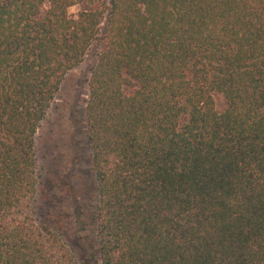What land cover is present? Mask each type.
Listing matches in <instances>:
<instances>
[{
  "label": "trees",
  "instance_id": "obj_1",
  "mask_svg": "<svg viewBox=\"0 0 264 264\" xmlns=\"http://www.w3.org/2000/svg\"><path fill=\"white\" fill-rule=\"evenodd\" d=\"M93 46L99 264H264V0H0V264H80L36 218L35 144Z\"/></svg>",
  "mask_w": 264,
  "mask_h": 264
},
{
  "label": "rangeland",
  "instance_id": "obj_2",
  "mask_svg": "<svg viewBox=\"0 0 264 264\" xmlns=\"http://www.w3.org/2000/svg\"><path fill=\"white\" fill-rule=\"evenodd\" d=\"M80 8L71 6L69 12L76 14ZM95 51L93 46L84 61L65 75L36 132L35 144L36 218L44 228L61 234L80 264H99L93 231L96 186L84 117ZM214 102L216 110L222 111L223 96L214 94Z\"/></svg>",
  "mask_w": 264,
  "mask_h": 264
}]
</instances>
